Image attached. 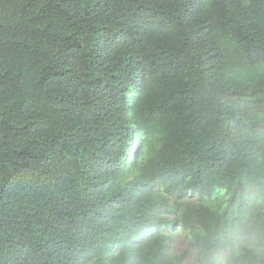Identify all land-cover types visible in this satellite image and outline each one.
Listing matches in <instances>:
<instances>
[{
	"label": "trees",
	"instance_id": "1",
	"mask_svg": "<svg viewBox=\"0 0 264 264\" xmlns=\"http://www.w3.org/2000/svg\"><path fill=\"white\" fill-rule=\"evenodd\" d=\"M236 252L264 264V0H0V264Z\"/></svg>",
	"mask_w": 264,
	"mask_h": 264
},
{
	"label": "rangeland",
	"instance_id": "2",
	"mask_svg": "<svg viewBox=\"0 0 264 264\" xmlns=\"http://www.w3.org/2000/svg\"><path fill=\"white\" fill-rule=\"evenodd\" d=\"M185 246V241L181 236H176L171 245V251L174 253H180ZM182 264H193L191 256H187Z\"/></svg>",
	"mask_w": 264,
	"mask_h": 264
},
{
	"label": "clouds",
	"instance_id": "3",
	"mask_svg": "<svg viewBox=\"0 0 264 264\" xmlns=\"http://www.w3.org/2000/svg\"><path fill=\"white\" fill-rule=\"evenodd\" d=\"M250 248L253 251H261L262 250L259 248H255L253 246H250ZM228 264H241V254L239 252L234 253L231 260L228 261Z\"/></svg>",
	"mask_w": 264,
	"mask_h": 264
}]
</instances>
